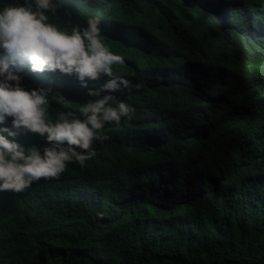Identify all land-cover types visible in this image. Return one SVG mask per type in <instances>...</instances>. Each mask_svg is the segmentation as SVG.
Masks as SVG:
<instances>
[{
    "label": "trees",
    "instance_id": "obj_1",
    "mask_svg": "<svg viewBox=\"0 0 264 264\" xmlns=\"http://www.w3.org/2000/svg\"><path fill=\"white\" fill-rule=\"evenodd\" d=\"M12 2L0 0V6ZM55 2L58 11L50 19L64 29L103 16L104 31L127 58L120 72L139 85L122 92L131 100H148L156 77L186 61L185 51L157 45L155 34L164 32L143 27L149 13L141 0ZM217 18L229 28L223 33L217 25L211 32L238 47L225 59L223 84L237 116L264 86V0L228 6ZM18 71L24 79L25 70ZM40 78L53 89L52 119L77 116L76 100L81 108L98 98L75 75L59 72L63 86L48 74ZM257 109L240 114L251 130L264 127V102ZM5 126L11 128V119ZM140 128L126 119L106 125L83 166L20 192L0 191V264H264V194L243 205L229 202L193 168L179 140L141 147ZM14 139L25 149L46 146L37 133L20 131Z\"/></svg>",
    "mask_w": 264,
    "mask_h": 264
},
{
    "label": "clouds",
    "instance_id": "obj_2",
    "mask_svg": "<svg viewBox=\"0 0 264 264\" xmlns=\"http://www.w3.org/2000/svg\"><path fill=\"white\" fill-rule=\"evenodd\" d=\"M55 1L0 6V191L20 192L41 178L58 177L65 168L83 166L95 155L93 141L105 126L126 119L131 127H143L137 134L141 147L179 140L193 168L229 202L243 205L264 194V127L251 130L240 117L257 112L264 86L252 92L258 97L236 116L223 84L225 59L238 47L221 32H211L218 25L225 33L229 26L217 16L250 0H141L149 13L143 27L164 32L155 34L157 45L185 51L186 57L156 77L146 101L122 95L139 85L120 72L127 58L104 31L103 16L64 29L50 19L58 11ZM59 72L75 75L83 88L91 85L88 95L98 97L81 108L76 100L77 116L50 117L53 89L40 76L48 74L53 84L63 86ZM9 119L11 128L5 126ZM20 131L37 133L46 146L25 149L14 139Z\"/></svg>",
    "mask_w": 264,
    "mask_h": 264
}]
</instances>
